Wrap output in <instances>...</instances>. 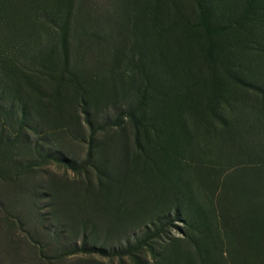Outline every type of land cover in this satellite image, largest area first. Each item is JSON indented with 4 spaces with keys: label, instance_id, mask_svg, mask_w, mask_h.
I'll use <instances>...</instances> for the list:
<instances>
[{
    "label": "rangeland",
    "instance_id": "374dc122",
    "mask_svg": "<svg viewBox=\"0 0 264 264\" xmlns=\"http://www.w3.org/2000/svg\"><path fill=\"white\" fill-rule=\"evenodd\" d=\"M0 264H264V0H0Z\"/></svg>",
    "mask_w": 264,
    "mask_h": 264
}]
</instances>
